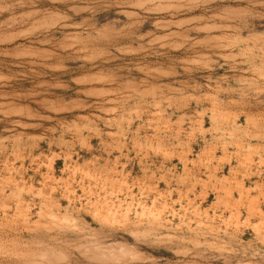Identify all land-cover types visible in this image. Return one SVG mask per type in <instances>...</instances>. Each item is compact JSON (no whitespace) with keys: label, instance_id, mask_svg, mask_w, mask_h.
Instances as JSON below:
<instances>
[{"label":"rangeland","instance_id":"1","mask_svg":"<svg viewBox=\"0 0 264 264\" xmlns=\"http://www.w3.org/2000/svg\"><path fill=\"white\" fill-rule=\"evenodd\" d=\"M0 264H264V0H0Z\"/></svg>","mask_w":264,"mask_h":264}]
</instances>
